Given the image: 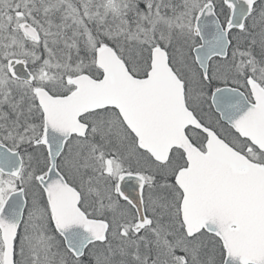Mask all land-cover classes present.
I'll return each instance as SVG.
<instances>
[{
	"label": "snow or ice",
	"instance_id": "1",
	"mask_svg": "<svg viewBox=\"0 0 264 264\" xmlns=\"http://www.w3.org/2000/svg\"><path fill=\"white\" fill-rule=\"evenodd\" d=\"M0 264H264V0H0Z\"/></svg>",
	"mask_w": 264,
	"mask_h": 264
}]
</instances>
